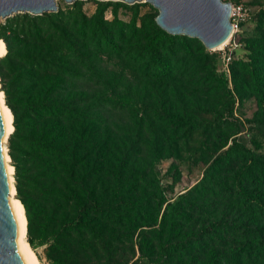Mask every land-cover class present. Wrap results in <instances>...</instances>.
Masks as SVG:
<instances>
[{"label":"rangeland","instance_id":"1","mask_svg":"<svg viewBox=\"0 0 264 264\" xmlns=\"http://www.w3.org/2000/svg\"><path fill=\"white\" fill-rule=\"evenodd\" d=\"M224 2L251 8L250 20L233 35L237 47L229 43L209 50L199 39L184 36L192 56L179 52L187 60L178 75L170 83H156L131 71L135 63L125 55L145 50L159 10L149 3L58 1L55 13L78 4L90 24L99 18L112 35L124 27L131 41L121 58L98 56L93 63L101 76L93 92L100 104L108 103L93 116L98 163L92 188L100 210L88 214V228L64 229L79 205L69 197L66 176L50 174L33 182L26 153L19 155L24 194L36 214L34 250L42 264H201L215 252L223 255L221 264H235L227 262L231 257L238 264H264V205L243 197L244 186L262 192L264 201V126L259 123L264 119V0ZM6 25L1 19L3 41L10 36ZM248 66L262 80L261 92L254 89ZM7 81L0 68V89L11 110ZM232 146L237 155L215 167L217 156ZM244 150L255 154L256 166ZM252 176L263 184H255ZM120 198L136 207L126 208ZM212 224L216 232L192 240ZM168 238L186 242V250L165 257L161 244ZM242 248L247 249L243 254Z\"/></svg>","mask_w":264,"mask_h":264},{"label":"trees","instance_id":"2","mask_svg":"<svg viewBox=\"0 0 264 264\" xmlns=\"http://www.w3.org/2000/svg\"><path fill=\"white\" fill-rule=\"evenodd\" d=\"M244 5L251 10L248 5ZM97 19L94 18V25L90 24L78 4L68 11L42 16L17 14L7 19L6 29L10 36L4 39L8 53L0 60V68L3 80L8 79L4 83V90L14 115L15 130L9 143L17 169L16 189L26 209L28 241L33 248L35 240L32 233L36 214L24 194L26 178L21 176L18 162L22 152L26 153L30 162L29 173L33 182L49 177L50 174L62 173L66 176L64 184L70 193L69 197L79 205L75 219L67 221L64 229L88 228L85 221L88 214L100 210L97 190L92 188L98 163L97 146L92 140V125L93 116L99 107L106 109L108 101L102 100L100 104L101 99L93 92V85L101 79L93 70V63L98 56L121 58L125 55L124 46L127 40L130 44L131 38L127 39L124 27L117 35L110 34L104 28L105 23ZM164 48H170V51H164ZM144 49L143 52L129 50L125 56L135 63L131 71L149 82L170 83L187 60L178 57V53L184 51L185 56H192L187 38L172 36L158 25L153 28ZM247 73L254 89L261 92L263 84L257 71L248 66ZM259 123L264 126V119ZM234 147L219 154L214 166L224 163V160L231 161L232 156L237 155ZM242 153L251 161V166L257 165L253 152L244 150ZM252 180L257 185L263 184L258 177L252 176ZM243 192L247 200L264 205L262 192H248L244 186ZM119 201L126 208L136 207L129 200L120 198ZM164 205V201L160 202L161 210ZM168 207L173 208L174 205L169 203ZM146 225L148 222L143 224ZM216 230L217 225L212 224L191 238L201 241L206 234ZM184 250V241L172 242L168 238L161 244V253L165 257ZM246 250L242 248L240 253ZM222 259V253L215 252L208 261L201 264H221ZM227 262L238 264L232 257Z\"/></svg>","mask_w":264,"mask_h":264},{"label":"water","instance_id":"3","mask_svg":"<svg viewBox=\"0 0 264 264\" xmlns=\"http://www.w3.org/2000/svg\"><path fill=\"white\" fill-rule=\"evenodd\" d=\"M59 0H0V20L17 14L42 16L58 11ZM73 4L78 0H64ZM86 1V0H82ZM134 5L149 3L159 10L158 26L170 35L199 39L215 50L233 34L232 4L224 0H99ZM1 41V39H0ZM0 108V264H25L15 240L11 182L6 159L4 117Z\"/></svg>","mask_w":264,"mask_h":264},{"label":"bare ground","instance_id":"4","mask_svg":"<svg viewBox=\"0 0 264 264\" xmlns=\"http://www.w3.org/2000/svg\"><path fill=\"white\" fill-rule=\"evenodd\" d=\"M233 35L234 32L230 36V38H228L223 44H221L215 50H223L224 48H226L227 45L231 42ZM7 53H8L7 45L5 41L1 40L0 58L5 57ZM0 108L3 112L2 116L4 117L3 139L5 141L6 159L8 163L9 178L11 182V207L13 213L15 240L17 244V249L20 255L22 256L25 264H42L34 248L31 246L30 242L28 241L29 221L27 218L24 203L22 202L21 199L17 197V189L14 178L15 169L13 165H11V158L9 156L8 146H7L8 139L15 130L14 115L10 110V108L7 106L5 101V95L1 89H0Z\"/></svg>","mask_w":264,"mask_h":264},{"label":"built area","instance_id":"5","mask_svg":"<svg viewBox=\"0 0 264 264\" xmlns=\"http://www.w3.org/2000/svg\"><path fill=\"white\" fill-rule=\"evenodd\" d=\"M231 17H232V25H233V32L234 36L235 34L239 33L242 29L241 25L251 18V10L245 6L244 4L240 5H233L232 4V12H231ZM228 46H235L237 47V44L234 43L232 40ZM227 46V47H228ZM231 60V56H229L228 61Z\"/></svg>","mask_w":264,"mask_h":264}]
</instances>
